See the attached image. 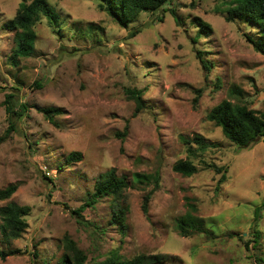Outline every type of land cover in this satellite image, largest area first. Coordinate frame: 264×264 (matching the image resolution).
<instances>
[{
    "label": "rangeland",
    "instance_id": "1",
    "mask_svg": "<svg viewBox=\"0 0 264 264\" xmlns=\"http://www.w3.org/2000/svg\"><path fill=\"white\" fill-rule=\"evenodd\" d=\"M237 1L170 0L123 26L98 7L100 0H47L53 15L36 22L34 51L15 62L6 22L20 0H0V189L17 183L0 206H30L19 237L5 241L0 231L1 248L20 249L0 264H61L69 251L65 235L86 253L85 264H96L112 247L126 257L169 255L156 264H264V136L237 147L206 117L223 98L264 110V54L243 35L257 32L225 18ZM195 16L209 23L207 35L197 34ZM125 87L144 88L141 110ZM196 88L201 94L193 107ZM7 94L17 110L26 103L20 117L6 110ZM42 106L61 108L53 116L57 124ZM10 122L15 127L8 131ZM195 133L214 145L189 155L183 138ZM71 151L81 159L68 161ZM186 157L197 166L191 175L172 168ZM207 162L227 169L218 188L220 172ZM111 168L128 182L124 228L113 221L108 195L81 215L73 212ZM155 170L159 185L145 213L143 196L153 184L133 173ZM188 198L212 235L176 229Z\"/></svg>",
    "mask_w": 264,
    "mask_h": 264
},
{
    "label": "trees",
    "instance_id": "2",
    "mask_svg": "<svg viewBox=\"0 0 264 264\" xmlns=\"http://www.w3.org/2000/svg\"><path fill=\"white\" fill-rule=\"evenodd\" d=\"M170 0H100L98 7L106 10L114 20L120 25L127 26L130 22L135 20L142 11H155ZM171 12L175 16L174 8ZM225 18L227 20H240L251 25L256 30V35L244 32L246 40H248L252 47L264 54V0H239L233 2L225 10ZM53 15V8L47 0H20L14 15L6 22L7 27L13 31V38L15 46L12 52V58L17 61L20 56H28L34 51L35 31L34 25L36 22L42 20V17H50ZM161 19V16H158ZM197 25V34L207 35L211 29L209 23L199 16L194 17ZM135 28L130 33L131 35L138 32ZM200 56V51H197ZM204 66L207 62L202 60ZM233 87L230 88V91ZM144 88L125 87L124 92L126 97L135 101V111L141 110L145 103L143 99ZM235 92H240L239 88L233 89ZM201 94V88L195 89V96L193 97V107L196 106L198 96ZM239 94V93H238ZM11 94L5 97V108L9 113L16 114L20 117L26 112V103L21 102L17 110L10 101ZM40 111L46 114V117L53 123L57 124L53 118L55 113L61 112L59 106L39 107ZM206 117L213 121L221 128L222 133L237 147H246L254 143L262 136H264V110H256L240 99L231 100L230 98H223L214 104L207 112ZM14 123L10 122L8 131L14 129ZM126 127V126H125ZM126 129L121 134H124ZM2 139V137H0ZM187 144V153L189 155H197L204 152L209 146L214 145L211 141L205 139L203 135L195 133L192 137L183 138ZM194 143V144H193ZM66 159L79 160L81 159V152L71 151ZM206 167H212L215 171L220 172L216 187L220 186L226 178L227 169L223 165H217L214 162H207ZM172 168L183 174L191 175L197 170L196 164L191 158L186 157L179 159L173 163ZM135 180L152 183L153 186L148 190L142 200V210L147 213L148 201L150 200L154 189L159 185L160 174L159 170L154 172H139L133 173ZM128 182L125 176L116 175L113 168L100 173L94 183V189L90 193V197L84 201L83 204L73 209L81 215V210L85 205H91L96 200L104 195L110 196V205L113 213L114 223H118L121 228H124V214L126 207L122 205L121 201L125 200L124 189ZM17 188V183L12 182L0 189V198L9 197ZM30 211V206L27 204H18L16 202H8L0 206L1 227L0 231L2 238L5 241L17 238L21 232L25 230L28 225L26 216ZM197 205L188 198L187 208L184 214L180 215L175 220V226L178 232L183 236H190L194 233L205 232L212 235L210 229L203 225L200 216L197 214ZM254 242H257L259 232L255 231ZM64 245L68 252L62 257L61 264H85L86 253L77 246L76 242L65 235L63 237ZM251 241V240H250ZM249 240L245 241L248 245ZM20 251L19 248H1L0 258L5 259L8 255L15 254ZM169 255L164 252H139L132 256L126 257L120 254L118 249L110 248L104 253V257L96 262V264H156L163 263L168 259Z\"/></svg>",
    "mask_w": 264,
    "mask_h": 264
}]
</instances>
